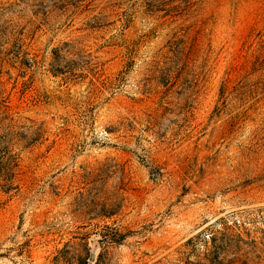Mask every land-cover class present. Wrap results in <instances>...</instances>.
Here are the masks:
<instances>
[{
    "label": "rangeland",
    "instance_id": "rangeland-1",
    "mask_svg": "<svg viewBox=\"0 0 264 264\" xmlns=\"http://www.w3.org/2000/svg\"><path fill=\"white\" fill-rule=\"evenodd\" d=\"M0 264H264V0H0Z\"/></svg>",
    "mask_w": 264,
    "mask_h": 264
},
{
    "label": "trees",
    "instance_id": "trees-1",
    "mask_svg": "<svg viewBox=\"0 0 264 264\" xmlns=\"http://www.w3.org/2000/svg\"><path fill=\"white\" fill-rule=\"evenodd\" d=\"M111 242H116V240L112 239V237H110L109 239ZM109 242V241H108Z\"/></svg>",
    "mask_w": 264,
    "mask_h": 264
}]
</instances>
